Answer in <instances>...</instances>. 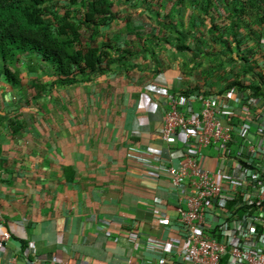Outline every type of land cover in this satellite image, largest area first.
I'll use <instances>...</instances> for the list:
<instances>
[{
	"label": "crops",
	"instance_id": "obj_1",
	"mask_svg": "<svg viewBox=\"0 0 264 264\" xmlns=\"http://www.w3.org/2000/svg\"><path fill=\"white\" fill-rule=\"evenodd\" d=\"M111 1L115 17L103 40L134 50L126 65L59 84L36 55L23 53L13 63L21 66H11L20 78L13 84L0 60V233H11L0 264H25L28 240L41 264H56L54 255L68 264H153L156 255L142 247L148 239L162 238L170 256L183 244L176 223L157 218L177 216L168 177L146 174L161 166L153 151L169 156L160 135L165 104L151 86L222 90L229 52L211 38L235 21L232 5ZM134 227L143 231L139 247L128 239Z\"/></svg>",
	"mask_w": 264,
	"mask_h": 264
},
{
	"label": "built area",
	"instance_id": "obj_2",
	"mask_svg": "<svg viewBox=\"0 0 264 264\" xmlns=\"http://www.w3.org/2000/svg\"><path fill=\"white\" fill-rule=\"evenodd\" d=\"M261 45L263 56L255 68L259 74L238 77L246 87L183 94L151 86L165 104L160 135L169 156L153 151L161 166L146 174L168 177L177 216L155 212L161 224L176 223L183 241L170 256L162 238L148 239L142 247L156 255L153 264H264V42ZM208 148L217 154L204 153ZM142 235V229L134 227L128 239L139 247ZM10 237L3 229L0 250ZM23 253L25 264H41L34 240L27 241ZM51 262L68 264L58 255Z\"/></svg>",
	"mask_w": 264,
	"mask_h": 264
},
{
	"label": "trees",
	"instance_id": "obj_3",
	"mask_svg": "<svg viewBox=\"0 0 264 264\" xmlns=\"http://www.w3.org/2000/svg\"><path fill=\"white\" fill-rule=\"evenodd\" d=\"M228 3L235 21L211 38L229 52L222 90L233 85L246 87L238 77L259 74L256 60L263 56L260 50L264 42V0ZM112 6L111 0H0V60L5 75L13 84L20 82L19 72L11 66L23 53L34 54L49 65L59 84L84 81L112 65H126L134 50L116 44L112 47L103 40L104 28L115 17ZM179 32L180 48H187L183 40L188 34ZM249 86L257 89L256 84Z\"/></svg>",
	"mask_w": 264,
	"mask_h": 264
},
{
	"label": "rangeland",
	"instance_id": "obj_4",
	"mask_svg": "<svg viewBox=\"0 0 264 264\" xmlns=\"http://www.w3.org/2000/svg\"><path fill=\"white\" fill-rule=\"evenodd\" d=\"M225 1H226V0H225ZM205 4L208 5V4H209V0H205ZM214 11H215V10L211 11V15H212V14H215ZM209 13H210V12H208V14H209ZM19 55H20V54H19ZM29 55H30L31 57L34 56V54H29ZM16 65H17V67H18V66H21V64L17 63V64H14L13 67L16 68ZM45 66L48 67V69H50V66H49V65L45 64ZM204 153H207V154L210 155V156H215V155L217 154L216 151H214V150H212V149H210V148H208V149H204Z\"/></svg>",
	"mask_w": 264,
	"mask_h": 264
},
{
	"label": "clouds",
	"instance_id": "obj_5",
	"mask_svg": "<svg viewBox=\"0 0 264 264\" xmlns=\"http://www.w3.org/2000/svg\"><path fill=\"white\" fill-rule=\"evenodd\" d=\"M196 91V90H194ZM169 92V91H168ZM193 91H191L190 93H192ZM177 93H183V94H190L189 92L188 93H185L184 91L183 92H177ZM10 232V231H9ZM11 234V233H10ZM27 243V242H26ZM26 246V245H25ZM25 248V247H24Z\"/></svg>",
	"mask_w": 264,
	"mask_h": 264
}]
</instances>
